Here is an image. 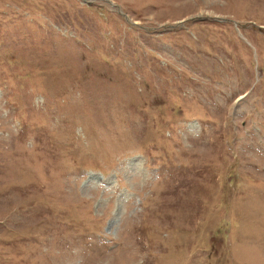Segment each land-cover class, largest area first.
Returning <instances> with one entry per match:
<instances>
[{
  "label": "rangeland",
  "instance_id": "obj_1",
  "mask_svg": "<svg viewBox=\"0 0 264 264\" xmlns=\"http://www.w3.org/2000/svg\"><path fill=\"white\" fill-rule=\"evenodd\" d=\"M0 264H264V0H0Z\"/></svg>",
  "mask_w": 264,
  "mask_h": 264
}]
</instances>
